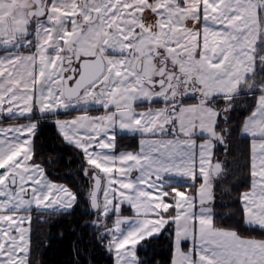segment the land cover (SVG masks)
I'll return each instance as SVG.
<instances>
[{
	"label": "snow or ice",
	"instance_id": "obj_1",
	"mask_svg": "<svg viewBox=\"0 0 264 264\" xmlns=\"http://www.w3.org/2000/svg\"><path fill=\"white\" fill-rule=\"evenodd\" d=\"M82 204L114 264L165 233L171 264H264V0H0V264Z\"/></svg>",
	"mask_w": 264,
	"mask_h": 264
},
{
	"label": "trees",
	"instance_id": "obj_2",
	"mask_svg": "<svg viewBox=\"0 0 264 264\" xmlns=\"http://www.w3.org/2000/svg\"><path fill=\"white\" fill-rule=\"evenodd\" d=\"M248 102L254 103V100L249 97ZM55 137L56 133L53 127L42 126V131L37 141L39 150L44 154L45 161L49 153L57 157V163L48 168L51 176L56 178L57 182L72 183L73 180L68 176V172L70 168H75L78 165L79 160L76 158L73 165H67L70 150L61 145ZM59 157L64 158L63 162L59 161ZM242 191H244V185H238L236 191L232 192V197H237ZM86 219H88V216L86 207L83 204L77 207L71 215L51 218L34 217L32 225L34 229L33 239L38 242L41 264H74L77 259H80L82 264H113V257L103 248L94 243H87L90 233L84 225ZM43 220H47V222L45 223ZM80 235H83V241L75 246L82 249L86 246L87 251L82 252L81 257L77 258L74 253V241ZM139 256L142 260L147 261L148 264H170L172 249L168 233H165L159 239H154L147 246L146 251L140 248Z\"/></svg>",
	"mask_w": 264,
	"mask_h": 264
},
{
	"label": "flooded vegetation",
	"instance_id": "obj_3",
	"mask_svg": "<svg viewBox=\"0 0 264 264\" xmlns=\"http://www.w3.org/2000/svg\"><path fill=\"white\" fill-rule=\"evenodd\" d=\"M94 114H98V113H94ZM135 143H137V140H134L130 137H126L119 141L120 150H124L125 148H131Z\"/></svg>",
	"mask_w": 264,
	"mask_h": 264
},
{
	"label": "crops",
	"instance_id": "obj_4",
	"mask_svg": "<svg viewBox=\"0 0 264 264\" xmlns=\"http://www.w3.org/2000/svg\"><path fill=\"white\" fill-rule=\"evenodd\" d=\"M137 147V143H135L131 148ZM62 183V182H61ZM127 214V213H126Z\"/></svg>",
	"mask_w": 264,
	"mask_h": 264
},
{
	"label": "rangeland",
	"instance_id": "obj_5",
	"mask_svg": "<svg viewBox=\"0 0 264 264\" xmlns=\"http://www.w3.org/2000/svg\"><path fill=\"white\" fill-rule=\"evenodd\" d=\"M125 214H126V213H125ZM187 246H190V242L186 245V247H187ZM113 264H114V263H113ZM170 264H171V263H170Z\"/></svg>",
	"mask_w": 264,
	"mask_h": 264
}]
</instances>
